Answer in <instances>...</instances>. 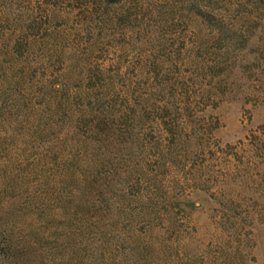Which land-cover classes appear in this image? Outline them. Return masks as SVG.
Wrapping results in <instances>:
<instances>
[{
  "label": "rangeland",
  "instance_id": "obj_1",
  "mask_svg": "<svg viewBox=\"0 0 264 264\" xmlns=\"http://www.w3.org/2000/svg\"><path fill=\"white\" fill-rule=\"evenodd\" d=\"M0 264H264V0H0Z\"/></svg>",
  "mask_w": 264,
  "mask_h": 264
}]
</instances>
